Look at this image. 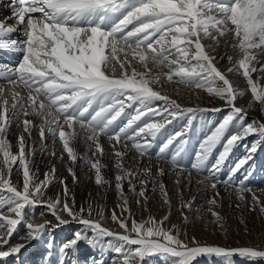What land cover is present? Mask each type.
<instances>
[{"label": "snow or ice", "instance_id": "6c2138e0", "mask_svg": "<svg viewBox=\"0 0 264 264\" xmlns=\"http://www.w3.org/2000/svg\"><path fill=\"white\" fill-rule=\"evenodd\" d=\"M12 7L13 19L22 26V39L12 38L17 30L0 22V51L19 54L16 65L0 69V264H8V258L18 257L28 243L52 229L50 221L31 222L25 211L41 204L57 226L69 222L65 215L82 226L60 246V264H77L67 257L81 242L112 249L118 257L114 264H143L146 257L154 255L170 259L171 264H194L202 254L225 257L227 264L237 254L251 261L264 260V248L258 246L225 248L202 245L195 237L183 239L175 225L166 226L170 212L160 219L149 215L136 220L124 189L127 184L136 203L147 204L151 183V190H158L164 204L171 207L167 186L156 178L163 177L165 169L158 168L153 176L151 168L127 167L125 157L130 146L140 158H151L157 138L175 121L188 117L157 153L158 159H166L174 146L170 164L177 174L175 183L179 185L185 173L190 179L191 170L203 172L213 151L221 146L205 176L213 181L209 187L216 190L207 201L214 222L223 227V217L213 207L218 204L221 183L234 187L237 198L246 201L250 211L264 213V200L246 183L252 175L249 161L258 150L255 144L226 179L219 175L234 147L252 135L264 139V122H248L245 108L237 106L243 93L217 66L214 47L204 42L218 44L231 36V48L238 52V59L227 71H240L252 100L264 106V84L260 83L264 79V0H12ZM227 59L232 62L233 56ZM255 73L261 74L259 79L253 78ZM162 80L203 90L227 107V114L202 139L187 165L184 146L195 114L224 112L225 108L184 107L154 87ZM14 126L20 129L15 152L8 138ZM33 132L38 133L41 149L47 148L49 139L53 145L59 142L58 158L64 159L66 153L73 182L77 181L74 165L83 160L94 170L97 185L109 184L102 174L106 167L102 159L105 155L115 158V188L121 197L117 207L121 211L118 214L113 209L110 219L122 231L105 226L102 208L94 210L92 204L77 207L74 198L69 202L67 177L59 178L65 198L44 200L48 186L57 179L56 168L53 165L43 180L38 179L33 167L37 150ZM101 137L107 139L110 153H106ZM77 141L88 146L91 156H80ZM49 154L57 157L55 150ZM242 169L245 177L234 180ZM178 195L182 197L183 191ZM194 200L182 201L181 208L191 211ZM21 225L26 234L20 242L12 243ZM53 247L50 242L49 258ZM94 264L104 261L98 259Z\"/></svg>", "mask_w": 264, "mask_h": 264}, {"label": "bare ground", "instance_id": "6f19581e", "mask_svg": "<svg viewBox=\"0 0 264 264\" xmlns=\"http://www.w3.org/2000/svg\"><path fill=\"white\" fill-rule=\"evenodd\" d=\"M2 9V10H1ZM4 9V11H3ZM0 22H3L8 27H13L17 31L12 35V38L15 39H22V33L20 32L21 25H19L14 19H13V7H12V0H0ZM223 40V39H222ZM228 40V39H227ZM207 46H210L209 43L212 42L211 40L204 41ZM215 43V42H214ZM221 47V46H220ZM11 55L10 57L6 56ZM264 59V58H263ZM19 62V54L12 53L8 51H0V69H3L4 66H14ZM235 60L232 62L227 61L225 63V66L221 71L225 72L228 78L233 82L234 86L237 88L239 86V89H245L247 88V83L245 78H243L240 71H236L234 69L233 72H228L227 69L229 67H233L235 64ZM219 66V63L218 65ZM139 67V66H138ZM220 68V66H219ZM155 71V70H154ZM0 83H3L2 80H0ZM158 86V87H157ZM155 88L157 90H160L162 94H167L171 96L173 99H176L178 103H180L184 107H203L208 108L207 105L204 104V102H194V101H184L185 99L181 98L180 90L183 85H179L176 83H169L166 80L161 81V85H157ZM238 89V88H237ZM201 94H204L203 92H200V95L198 98H203ZM248 94V93H247ZM249 96V95H248ZM251 96V95H250ZM197 98V99H198ZM240 99V98H239ZM237 106L243 107V105L240 102H237ZM215 113V112H214ZM220 115V114H219ZM213 116V115H212ZM214 119L209 118V122L205 123L206 130L211 129L215 127V125L222 120V118H215L216 115L213 116ZM254 120V119H253ZM252 121V120H251ZM205 129L202 130V133L205 134ZM20 132L19 128H16L15 126L12 128L10 134H9V140L13 144V151H17L16 144H17V135ZM201 133V132H199ZM199 136V135H198ZM165 137V135H164ZM252 138V137H251ZM162 139V137H161ZM167 139V138H166ZM254 139V138H252ZM33 140L36 143L37 150L36 154L33 158V167L38 170L37 175L39 180H43L45 178V173L49 172L51 167L54 165L56 168V177L57 179L48 186L47 190L45 191L44 200L47 201L48 199H55L56 197H60L61 199H64L63 196V187L59 183V178L67 177V183L68 188L70 189L67 199L69 202H71L72 198L75 199L76 206L79 207L81 205H87L92 204L94 210L103 209L105 214V219L103 220V223L108 228L114 230V231H122L118 229L117 225L113 223L110 219L111 212L113 209L116 210V212L120 213V208L117 207L121 203V197L118 193V191L115 188V175L117 173V169L114 167L115 158L111 155H105L102 159V163L106 165L105 168L102 169V174L104 175L105 179L108 180L110 183L107 185H97L95 183L94 179V170L90 169V166L86 165L83 160L77 161V163L74 165V170L76 172L77 181L73 182L72 177L69 175L67 169L69 166H72L70 164V161L67 158L66 153L64 154V159H59V155L61 152V145L59 142L55 145L51 143V140L49 139L47 143L46 149L40 148V140L37 132H33ZM160 141V140H159ZM158 141V142H159ZM249 141L248 139L244 140L243 142ZM101 142L105 146L106 153H110V149L108 147V141L105 137H101ZM162 142V141H161ZM249 143V142H248ZM75 147L77 152L80 154V156L83 157H89L91 156V153L88 150V146L83 141H77L75 143ZM185 147V146H184ZM154 149V148H153ZM174 148H172L173 151ZM185 149H187L185 147ZM55 150L57 153V157L51 156L49 153L50 151ZM155 150V149H154ZM156 151V150H155ZM158 151V150H157ZM171 151V152H172ZM170 152V153H171ZM157 154V153H156ZM152 157V156H151ZM185 158V157H184ZM125 164L127 167L143 170L144 168H151L153 176H156L157 169L160 167H163L166 171V174L163 177H156L158 180L162 181L168 189L170 199L172 201L173 194L176 191H188L191 190L192 194L191 196L188 195L185 198V201L191 200L193 197H195L193 208L191 211L187 209H182L184 214L190 217L189 220H191V224H196L198 221L200 215L203 216L209 205L207 204V201L215 195L216 190H213L209 187V185L213 182L212 180H205V178L201 177L200 175H197L196 173L191 171V177L190 179L187 176V173H185L184 176L180 177L181 183L177 185L175 183L177 179V174L175 171L172 170V166L170 163H168L165 160L157 159V158H149L148 156H145L144 158H140L139 154L136 153L134 150H132L129 146V151L127 156L125 157ZM224 167V166H223ZM225 171V170H224ZM220 175V174H219ZM18 179V175L16 173V170L14 168L13 170V181L16 182ZM226 179V178H224ZM242 179V178H241ZM223 180V179H222ZM200 181H204V183H200ZM254 181V180H252ZM135 182V181H134ZM246 182H249L248 180ZM250 184V183H249ZM260 184V183H259ZM137 188L139 189V185H137ZM191 188V189H190ZM125 193L128 196L129 200V207L131 209V212L136 220H141L147 218L149 215L154 216L155 214V207L156 205L161 204L160 202L163 201L161 197V193L157 190L153 192L152 184L149 183L148 185V201L147 204H144L141 202V204L136 203L137 197L134 196L131 192L128 191V185H124ZM253 191L256 192L257 195L263 194L264 191H261L264 189L263 187H252ZM217 190L220 192V197H228L231 195H236L234 187L225 185L223 183L218 184ZM205 194H208L210 196L209 199L205 198ZM248 198L250 195L245 194ZM251 198V197H250ZM159 210V208H158ZM6 211V209H5ZM26 213L29 215V218L31 219V222L33 223H44L46 221H50L52 225V229L48 232H45L43 237L31 241L28 243V246L26 249H23L21 254L18 257H10L8 258V264H23L22 262L28 258L25 264H60V260L63 259L62 255L59 254L58 250L60 246L65 243L67 240L71 239L73 234L81 229V225H79L75 221H71L66 215L64 218L66 220H69L67 224L59 225L57 226V222L53 216L50 214H47V210L43 207V204L40 206L35 207L34 209H25ZM41 213H45L44 215H41ZM165 215V214H164ZM99 218V217H96ZM182 222L176 225L178 229L181 230L183 233L182 238L185 240H188L190 237H195L196 240L200 242L202 245H207L205 241L202 240L201 234L197 233L196 230H194L193 226L188 225H181ZM184 224V222H183ZM166 226L170 227L169 222H166ZM191 227V234H189L188 228ZM226 228V227H224ZM228 229V228H227ZM226 230V229H225ZM26 234V229L21 225L18 226V231L16 234H14V237L12 239V243L20 242V237L24 236ZM228 238V237H227ZM239 240V239H238ZM237 239L234 238L233 242L229 244L227 239H223V242H221L220 247L225 248H236V247H242V246H258L260 248H263V246L254 245L253 242H245L244 239H242L241 242H239ZM50 242H53L54 247L52 248L53 256L49 258L47 256V253L49 251L48 245ZM227 243V245H226ZM86 251H88L86 253ZM235 256V255H233ZM157 257V256H156ZM161 257V256H160ZM163 257V256H162ZM117 254L107 246H105L103 249L99 247H93L89 246L85 242H81L76 249L73 250V252H70L67 259L69 261L75 260L77 261V264H94L95 260L103 259L104 264H114V261L117 259ZM153 259V258H152ZM161 259L165 260L164 262ZM154 258L152 262L147 261V264H171L168 258ZM200 259V258H199ZM147 260V259H146ZM216 259H206L204 261V264H217ZM221 264H227L226 258H221ZM145 263V262H144ZM143 263V264H144ZM231 264H255L253 261L249 260L248 258H244L243 260L237 261L235 257L231 258Z\"/></svg>", "mask_w": 264, "mask_h": 264}, {"label": "rangeland", "instance_id": "374dc122", "mask_svg": "<svg viewBox=\"0 0 264 264\" xmlns=\"http://www.w3.org/2000/svg\"><path fill=\"white\" fill-rule=\"evenodd\" d=\"M222 39L218 44L214 43L213 41L209 43L210 45L209 47H214L213 54L217 56L220 69H223L225 66V63L229 61L227 59L228 56H233V60L235 61L238 59V52L231 48V36H227ZM5 55L8 57L11 56L7 54ZM220 57H223V59H220ZM260 76H261L260 73L253 74L254 79H259ZM260 83L264 84V79H260ZM237 88L236 89L239 92L243 93V95L238 96L237 102H240L243 105V108H245V110L247 111L248 122H250L253 119L259 122H264V106H260L255 101L252 100L250 96L251 93L248 89V85H247L246 90L239 89V86ZM200 92L204 93V94H201L203 95L202 96L203 98L201 99L198 98L200 95ZM179 94L181 95V98L185 99L184 101H187V102L194 101L196 103V102L201 101V102H204V104L207 105L208 108H217V107L225 108L224 112L214 113V112L208 111V112H197L195 114L194 118L192 119L191 132L188 134L187 143L185 144V147L187 149H185L184 147V153H183V161L187 165L193 161L202 139L211 131V129L206 130V127L204 126L205 123L209 122V118L210 120L214 119L213 117L214 115H216L215 118L223 119L224 115L227 114V107L225 103L221 101L219 98L212 97L203 90L189 89V88L182 87ZM156 103L160 104L162 102L157 101ZM194 108H203V107H194ZM128 111H131V110L129 109ZM187 121H188V117L175 121L173 125H171L168 129L165 130V133L163 135L157 138L154 146L150 150L151 156H152L151 158H154V159L157 158V154H156L158 153L157 150H159V148L165 142L166 138H168V136L174 131H178L181 128H183V126L187 123ZM204 129L206 130L205 134L204 132L202 133V130ZM251 137L254 139H252ZM247 139L249 141L247 142L242 141L238 146L233 148L228 160L224 164L223 171L220 173V178L221 180L224 178H227L230 175L231 169L235 165V163L242 157L246 156L248 154V150L255 144L258 150L254 154L253 159L249 161V166L251 167L252 175L247 179L249 182H246V183L251 187H257V186L263 187L264 185V139H260L259 137L255 135L249 136ZM257 141H259V143H257ZM172 148H174V146ZM172 148L168 150L169 151L168 157L166 159H163L167 161L168 163H170V154H171L170 152L172 151ZM220 150H221V146H218L217 149L213 151L212 157H210L207 163V166L205 167L203 172L198 174L195 172V170H191V171L205 178V176L208 175L209 168L212 166V164H214L215 159ZM245 168H248V166L246 165ZM245 175H246V172L244 169H242L239 173L236 174V176L234 177V180L239 181L241 178L243 179ZM179 192L180 191L174 192L170 208L168 205L164 204L163 201L160 202L161 204L156 205V207L154 208L155 209L154 217H156L157 219H160L165 215H169V212H170L169 220H168L170 227L172 225L176 226L180 222H182L181 225L193 226L194 230H196L197 233L201 235L203 234L201 236L202 240L200 241H205L207 245L221 246V242H223L224 238L228 240L227 242L229 244H231V243H234L233 240L235 238L237 240L239 239L238 240L239 242H241L242 239H244L245 242H251V243L253 242L254 245H259L261 247L263 246L264 248V213H261L259 209H257L256 211H250L247 206V202L240 201L237 198V195L235 196L231 195L228 197L219 196L217 197L218 204L213 207H214V210L219 212L220 215L223 217V220H222L223 227H220L217 223L214 222V217H212L208 211H206V213L203 216L200 215L196 224H191L192 222L191 220H189L190 217L187 216L188 219L187 220L184 219L185 214L181 208V203L182 201H185L186 196L188 195L191 196L192 191L191 190H188L187 192L183 191L182 197L178 195ZM258 196L261 198V200H264V193ZM205 198L209 199L210 196L208 194H205ZM250 199L251 198L249 197L248 200ZM237 204H239L240 206L237 207L236 206ZM188 230H189L188 233L191 234L192 232L191 227H189ZM87 252L88 251H86V253ZM232 257H235L237 261L243 260L245 258V257L239 256L238 254ZM152 258L161 259L163 257L162 256L160 257L159 255L149 256L145 258L143 263L145 262L144 264H147V261L148 263L149 261L152 262L153 260ZM213 258L216 259L215 262L217 264H221L222 262L221 256L208 255V254H202L198 256L195 259L194 264H204V261H206V259L212 260ZM27 260L28 258H26L22 263L25 264ZM161 260L162 261H160V263L165 261L163 259ZM168 260L171 263V260L170 259ZM253 262L255 264H264V260H256ZM156 263L157 261L155 262V264Z\"/></svg>", "mask_w": 264, "mask_h": 264}]
</instances>
